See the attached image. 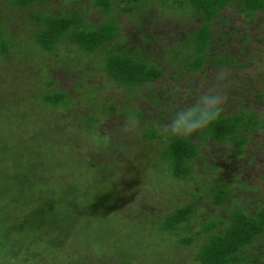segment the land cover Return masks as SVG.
<instances>
[{"label":"trees","instance_id":"obj_1","mask_svg":"<svg viewBox=\"0 0 264 264\" xmlns=\"http://www.w3.org/2000/svg\"><path fill=\"white\" fill-rule=\"evenodd\" d=\"M58 2L0 0V70L12 83L0 73V124L2 96L26 116L34 103L53 120L37 130L36 118L6 125L21 135V149L4 145L0 134V264H264V189L246 177L264 162V0ZM10 9L21 11L22 24ZM161 9L192 17L180 21ZM70 44L127 93L122 104L60 86L50 70ZM43 52L47 65L33 57ZM187 76L193 80L181 99ZM209 90L223 98L221 118L189 137L166 134L171 111ZM102 98L97 112L111 117L109 130L85 110ZM127 104L135 109L116 119ZM73 127L75 139L61 149ZM80 129L106 134L102 150L79 148ZM82 167L90 184L81 182ZM208 171L214 180L199 181ZM149 182L156 195L140 191ZM154 232L174 239L175 249L149 248Z\"/></svg>","mask_w":264,"mask_h":264},{"label":"rangeland","instance_id":"obj_2","mask_svg":"<svg viewBox=\"0 0 264 264\" xmlns=\"http://www.w3.org/2000/svg\"><path fill=\"white\" fill-rule=\"evenodd\" d=\"M55 4L57 5L60 3L58 2V0H55ZM11 10L12 9H10V11ZM161 11H163V15L165 17H167V15H169V16L173 15L178 20L184 21V22L189 21V18L192 17V15H188L187 12L184 10H176L175 9L174 10L175 14H172L170 11H169V13H167L168 10H166V9H161ZM11 13L12 14L15 13V19L17 20V23L22 24V21H21L22 19L19 18V15H21V11L20 10L19 11H13V12L11 11ZM16 20L10 21L9 19L7 20V18H6V21L8 24L9 23L13 24V22L15 23ZM164 20H166V18ZM124 23H125L126 32L131 31V29L135 28V27H133L134 24L132 22L128 21L126 18L124 20ZM178 27L185 28V25L182 22V24H179ZM11 28L15 29L16 27L14 25H12ZM178 29H180V28H178ZM139 31L141 32V26H139ZM61 54H64L65 56L60 57L58 59V62H56L57 67L60 66V68L58 69L57 67H53L50 71L56 77H59L61 79L60 86L62 88L73 91V87H74L78 94L80 92L85 93V92H93V91L98 92L99 91L98 92L99 95H100V93L105 94L104 97L106 96L109 98V103L113 101L115 103L122 104V98L124 96H126L127 93H125L124 90H121L122 88H120L118 86L117 82L115 84L113 81H111L112 78L107 77L105 75V73L102 72L101 69L98 68L97 60H95L92 56L86 55V54L82 53L81 51H79L77 46L74 44H70L69 46H65V45L61 46ZM27 55L30 57L29 59L32 58L31 53H27ZM39 55L42 58H39V56H37V55H33V57L36 58L37 60H40V62H42L43 64L47 65L48 59L47 58L44 59L46 57V52H43ZM90 58L92 59V61H89V60H91ZM0 60H4V57L0 56ZM0 73L3 74V76L6 80V83L11 86V84H12L11 80L9 79V81H8V79H7V72H3L2 70H0ZM191 80H193V78H191V76H187V77L183 78L182 83L179 84L181 86V90L177 91L178 93H182V95H180L181 97H179V98H181V99L188 98V97H183V96L187 93V90H185V87L187 86L186 82H189ZM197 85L199 87H201L202 83L199 82ZM3 89H5V88L0 87V90H3ZM88 95L90 96V94H88ZM128 95H129V97H132L131 90H130ZM95 96L98 98V95H95ZM37 97L35 100H37ZM103 98L101 99L100 103L97 104V108H93L94 106H92V103L87 104V102H88L87 101L85 110L89 114L90 111H92L94 109V111H95L94 114L98 115V117L102 118V120H103L100 122L99 125L102 126L104 128V130H109V129H111L112 124H113V123H111L112 122L111 117L110 116H108V117L104 116L102 114V112L101 113L97 112V111H99L100 106L103 103H105V102H103ZM2 99H6L8 101L6 106L3 107L4 108L3 111H5L7 113V118H3L4 119L3 123H5V125L3 126L2 123L0 124V132H1L0 134L3 136V138L5 139L4 141L6 142V144L4 142V145L13 146L14 148L21 149V144H22L21 135H18V132H15V136L10 134L9 132H7V129H9V128H6V125H9V124L20 125L21 123L17 120L28 122L31 119L36 118L37 121L35 122L36 123L35 129L37 130L39 128H43L45 123H50L51 121H53L49 117V115H46L48 113L46 108H43V107L41 108L40 106H36L34 103L33 104L29 103L28 107L26 108L27 109L26 112H29L31 114L26 116V114L23 113L22 111H20L18 109H13L12 98H5V96H2ZM30 99L32 101H34L33 97H31ZM78 99H81V98H78ZM134 104H132L130 106H129V104H127L125 107H120V110H118L119 111L118 113L120 115H117L116 119H119L122 115H128L132 110H134L135 108H132V106ZM0 106H1V104H0ZM87 109H89V110H87ZM81 118H79V119L72 118L71 119L72 124L80 125V123H82ZM5 119L7 120L6 122H5ZM63 120H64V117L62 115H60V119H59L60 123L57 122V125L64 123ZM1 126H3V128ZM56 128L60 129V125ZM74 129H75L74 127L71 128V132H69L68 135H66L63 138L62 144L60 146L61 149L65 148L67 139H71L72 141L75 139L77 132H75ZM97 131L93 132L91 129H80L78 131V136H79L80 140L82 141V143L79 144V148L83 144L84 148H82V150H89L92 147V149L94 151H97V150L101 151L103 146H105L104 144H105V140L107 139V136H106V134H103L102 132H100V131L97 132ZM83 140H84V142H83ZM256 143H258V140H255V142L253 143V147L256 145ZM208 144L218 147V145H216L212 142H209ZM31 147H34L33 144L31 145ZM31 147H30V149H34ZM223 147H225V146L223 145ZM262 147L264 148V146H262ZM73 150L77 151L76 149H73ZM136 154L139 155V153H137V152H136ZM206 163H208V161H206ZM263 168H264V162L263 161L257 162V163H255V167L251 166V171H247L248 174L246 175L247 179L250 180L249 182L251 183V185H255V186L259 185L261 187L258 189L259 192H261V190L263 191V189H264V179L262 180V175L264 174ZM81 169L84 170V173L82 175H80V177H81L80 179L82 180L81 181L82 184H90L89 181L84 179V174L86 172L88 173L89 170H87L83 167ZM212 175H213V173L211 171H208L207 173L206 172L200 173L199 181H203L202 179H204V178L206 180L209 177H212ZM225 175H229L230 177H234L233 173H230V172H229V174H228V172H226ZM212 178L214 180V177H212ZM138 180H139V178H138ZM158 182L164 183L166 181H165V179L159 178ZM169 182L172 183V180H170ZM180 184H181V187H187V185L184 182H182ZM234 184L236 187H241V184L239 182H236ZM154 189H155V184L149 182L146 186L142 185L140 191L142 192V191L147 190L150 194H155V193H153ZM160 189L162 190L163 188H160ZM193 190L195 191V187L193 188ZM168 192L169 191L167 190L166 197L169 196ZM147 198H149L148 195H147ZM153 200H155V199H153ZM148 201H150V200L148 199ZM203 203L207 206V208L210 207V203H209L208 199L205 198V202H203ZM159 205H160V203H158V206ZM165 208L171 209V206L168 205V206H165ZM210 208H212V207H210ZM115 221H117V220H115ZM136 237H138V240H140V238H141L140 235H137ZM150 240L152 242L149 241V248H153V249L158 248V249H161L162 251H166V250L170 251V250L175 249L174 239H172L168 235H161L159 232H154L151 234ZM178 254H179V256H182V255L185 256L186 255L184 252L183 253L178 252ZM172 255L174 257L176 254L175 255L172 254ZM185 260H187V259H185ZM136 264H141V260H136ZM170 264H173V263L171 262ZM175 264H178V259L175 261Z\"/></svg>","mask_w":264,"mask_h":264},{"label":"clouds","instance_id":"obj_3","mask_svg":"<svg viewBox=\"0 0 264 264\" xmlns=\"http://www.w3.org/2000/svg\"><path fill=\"white\" fill-rule=\"evenodd\" d=\"M222 96L213 90L197 97L194 104L176 107L171 111L165 132L174 137H189L194 133L207 129L221 118ZM137 118L128 116V126L135 127Z\"/></svg>","mask_w":264,"mask_h":264}]
</instances>
